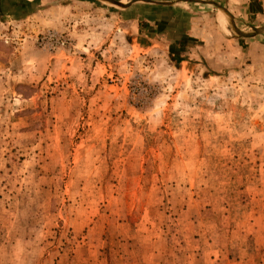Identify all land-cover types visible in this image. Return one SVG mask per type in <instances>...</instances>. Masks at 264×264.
<instances>
[{
	"label": "rangeland",
	"instance_id": "rangeland-1",
	"mask_svg": "<svg viewBox=\"0 0 264 264\" xmlns=\"http://www.w3.org/2000/svg\"><path fill=\"white\" fill-rule=\"evenodd\" d=\"M263 28L264 0H0V264H264Z\"/></svg>",
	"mask_w": 264,
	"mask_h": 264
},
{
	"label": "crops",
	"instance_id": "crops-1",
	"mask_svg": "<svg viewBox=\"0 0 264 264\" xmlns=\"http://www.w3.org/2000/svg\"><path fill=\"white\" fill-rule=\"evenodd\" d=\"M130 3H132V2H130ZM182 5V4H181ZM208 5V4H207ZM226 22H228V21H226ZM218 23H220V22H218ZM226 24H228V23H226ZM259 28V27H258ZM261 28V27H260ZM257 29V28H256ZM260 31H262V33H264V28L263 29H261Z\"/></svg>",
	"mask_w": 264,
	"mask_h": 264
},
{
	"label": "built area",
	"instance_id": "built-area-1",
	"mask_svg": "<svg viewBox=\"0 0 264 264\" xmlns=\"http://www.w3.org/2000/svg\"><path fill=\"white\" fill-rule=\"evenodd\" d=\"M61 44H62V45H65V42H62Z\"/></svg>",
	"mask_w": 264,
	"mask_h": 264
}]
</instances>
